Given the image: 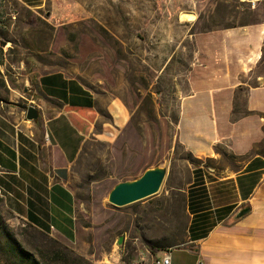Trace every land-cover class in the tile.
Returning a JSON list of instances; mask_svg holds the SVG:
<instances>
[{"label": "rangeland", "instance_id": "obj_1", "mask_svg": "<svg viewBox=\"0 0 264 264\" xmlns=\"http://www.w3.org/2000/svg\"><path fill=\"white\" fill-rule=\"evenodd\" d=\"M259 12L243 0H0V105L27 110L36 104L30 100L37 77L65 69L95 93L103 120L111 121L117 105L129 117L114 141L90 140L72 168L76 242L19 218L0 195V264L13 260L11 235L43 263L93 264L94 254L119 245L122 233L110 232L115 212L128 232L122 264L146 256L140 235L165 249L184 245L192 173L199 166L221 173L240 161L225 148L212 159L196 158L178 140L180 101L204 59L200 38ZM185 13L196 18L186 20ZM249 82L264 83V54ZM157 166L168 169L158 193L124 207L109 201L116 184Z\"/></svg>", "mask_w": 264, "mask_h": 264}, {"label": "crops", "instance_id": "obj_2", "mask_svg": "<svg viewBox=\"0 0 264 264\" xmlns=\"http://www.w3.org/2000/svg\"><path fill=\"white\" fill-rule=\"evenodd\" d=\"M255 8L253 21L200 38L204 59L192 71L178 119V140L196 158L212 159L225 148L240 161L221 173L194 170L186 190L188 241L147 249L149 263L169 254L174 264H264V83L249 82L264 54V0ZM33 93L37 120L27 119L28 108L0 105V195L19 218L74 243L72 168L90 140L114 141L128 113L117 105L111 121L103 120L95 93L65 69L41 73ZM121 219L115 212L110 232L125 239ZM121 245L94 254L93 264H122Z\"/></svg>", "mask_w": 264, "mask_h": 264}, {"label": "water", "instance_id": "obj_3", "mask_svg": "<svg viewBox=\"0 0 264 264\" xmlns=\"http://www.w3.org/2000/svg\"><path fill=\"white\" fill-rule=\"evenodd\" d=\"M40 116L39 108L35 104H31L27 110L28 120H37ZM168 169L165 166H157L147 169L140 177L134 180L119 182L111 190L109 201L117 206L124 207L143 200L147 197L158 193L167 176ZM248 210H242L238 213V217H242ZM124 236H120L119 244H123Z\"/></svg>", "mask_w": 264, "mask_h": 264}, {"label": "trees", "instance_id": "obj_4", "mask_svg": "<svg viewBox=\"0 0 264 264\" xmlns=\"http://www.w3.org/2000/svg\"><path fill=\"white\" fill-rule=\"evenodd\" d=\"M2 198H0V204H1ZM138 235L139 231L137 230ZM140 239L145 245V247L150 250L152 253H155L160 250H164L165 248L158 246L155 244L152 240L146 239L143 236L140 235ZM9 253V256L13 259L8 264H50V262L43 263L33 252L26 249L14 236H10V243H9V249L7 251ZM54 261L59 260V255H56V257L53 259ZM74 264H90L86 259L82 258H75ZM63 263H67L68 259L61 260Z\"/></svg>", "mask_w": 264, "mask_h": 264}, {"label": "built area", "instance_id": "obj_5", "mask_svg": "<svg viewBox=\"0 0 264 264\" xmlns=\"http://www.w3.org/2000/svg\"><path fill=\"white\" fill-rule=\"evenodd\" d=\"M244 2H247L251 4L252 6H255L256 3H258L260 0H243ZM134 264H174L172 261V258L169 254L164 255L161 259L156 258V263H149V259L144 257H141L139 260L135 261Z\"/></svg>", "mask_w": 264, "mask_h": 264}, {"label": "bare ground", "instance_id": "obj_6", "mask_svg": "<svg viewBox=\"0 0 264 264\" xmlns=\"http://www.w3.org/2000/svg\"><path fill=\"white\" fill-rule=\"evenodd\" d=\"M183 18L186 19V20H194L196 17H195V15H193V14L185 13V14L183 15ZM154 263H156V261H155Z\"/></svg>", "mask_w": 264, "mask_h": 264}]
</instances>
